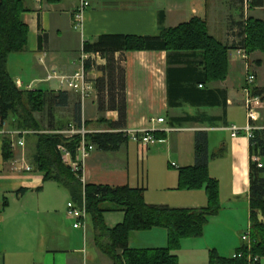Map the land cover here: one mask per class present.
Wrapping results in <instances>:
<instances>
[{
	"label": "crops",
	"instance_id": "1",
	"mask_svg": "<svg viewBox=\"0 0 264 264\" xmlns=\"http://www.w3.org/2000/svg\"><path fill=\"white\" fill-rule=\"evenodd\" d=\"M81 1L61 0L58 4H49L46 0H25L28 11L23 14V20L29 27L27 49L10 55L7 64L15 82L22 83L21 89L38 90L45 84L50 87L48 91H65L57 80L46 81L48 73L56 70L65 76L74 74L80 66L84 44L93 43L102 35L157 36L161 27L176 28L198 17L207 22L213 38L230 48L227 79L218 82H205L202 54L165 51L117 54L126 73L127 125L123 130H147L154 139L145 144L141 134L137 140L128 137L119 150H99L96 155L95 147L83 165L84 184L142 188L150 205L175 209L207 207L209 201L204 189H178L179 170L196 165V133L204 131L209 141V168L221 158L222 163L215 169L220 172L226 168L231 178L227 179L230 186L225 189V197L222 194L220 197L223 209L211 218L206 233L214 224L221 226L222 214L225 216L228 206L231 208L228 224L237 225L239 219L247 218L251 223L250 139L244 133L233 137L229 129L248 125L245 89L253 65L250 60L255 58L257 67L253 71L257 77L253 88H264L258 73L264 61L256 58L258 52L248 56L237 46L240 21L231 10L236 6L231 0H84L90 6L83 12L82 27L76 28L75 16ZM216 23L220 24V29ZM42 51L47 54L45 65L39 62ZM232 52L236 54L233 56ZM240 62L244 78L237 88L238 82L231 81V74L240 69ZM105 64L104 59H97V65ZM88 76L94 81L102 74L93 68ZM94 95L96 97V91ZM95 97L90 98L96 112L89 118L83 113V120L91 122L88 127L91 131H108V125L98 121L116 122L119 115L117 112L100 113ZM160 118L165 122L159 123ZM255 124L261 126L264 122L259 120ZM9 131L14 129L7 124L0 131V264H90L86 262L85 245L91 218L84 232L76 229L75 223L66 217L68 203L72 202L70 194L57 182H45L44 174L37 170L33 161L35 138H26L25 148L12 150L13 159L4 160L2 147ZM23 157L25 164L32 168L30 172L13 169L14 160ZM124 221L123 211L104 214L109 229ZM92 230L95 236L94 227ZM229 231V228H221L213 244L207 243L211 233L206 235L205 232L199 238L183 240L177 252L179 264L182 259L181 264H210L213 249L224 257H234L239 242L236 232L229 234ZM167 247L165 228L133 232L129 238L131 250ZM100 256L108 258L101 251ZM108 264L113 262L110 260Z\"/></svg>",
	"mask_w": 264,
	"mask_h": 264
},
{
	"label": "trees",
	"instance_id": "2",
	"mask_svg": "<svg viewBox=\"0 0 264 264\" xmlns=\"http://www.w3.org/2000/svg\"><path fill=\"white\" fill-rule=\"evenodd\" d=\"M61 0H46L58 4ZM236 7L248 5L250 9H264V0H231ZM28 10L25 0H0V131L5 124L14 130L34 132L27 135L36 139L33 161L44 181H54L70 194L71 201L78 206L85 202L95 230V244L113 264H179L177 252L183 240L199 238L210 219L221 210L219 182L209 173L208 135L196 133V165L179 170L178 189L206 191L209 204L199 209H175L169 206L147 204L145 189L129 186L110 187L85 185L83 174L75 175L63 163L59 146L65 147L75 158L81 144V135L65 137L50 133L64 131L70 125L89 127L91 122L83 120V107L79 95L68 91L25 90L17 86L7 70L9 56L27 49L29 27L23 20ZM238 22V47L246 55L264 53V20L247 18ZM161 20V26H162ZM235 46V45H234ZM229 47L209 34L207 22L194 17L176 28L161 27L157 36L102 35L95 42H86V54H98L105 65L86 62V72L97 69L102 76L94 79L100 113L117 112L119 119L106 123L109 129L123 131L127 125L126 73L117 54L134 51H165L167 53L202 54L204 57L205 82L225 81L228 76ZM261 63V61H258ZM188 74L185 75L187 77ZM253 96L264 101V88L254 87ZM71 109L69 116L61 117L62 111ZM47 125L40 121L37 113L45 114ZM69 112V111H68ZM185 120V119H184ZM156 137V134H155ZM89 144L101 151H117L127 143L123 133L99 132L86 135ZM5 161L13 159L11 140L4 137L2 147ZM250 192L251 246L243 244L237 255L221 257L216 252L210 256V264H252L250 258H264V129L254 131L250 140ZM255 158L259 160L256 161ZM125 212V221L114 229L104 222V214L113 211ZM165 228L168 231V247L156 250H131L129 238L133 232ZM260 264V262L258 263Z\"/></svg>",
	"mask_w": 264,
	"mask_h": 264
},
{
	"label": "built area",
	"instance_id": "3",
	"mask_svg": "<svg viewBox=\"0 0 264 264\" xmlns=\"http://www.w3.org/2000/svg\"><path fill=\"white\" fill-rule=\"evenodd\" d=\"M89 3L87 1L82 0L81 5L79 7V11L75 16V27L80 28L83 24V12L89 7ZM46 57L47 54L45 51L41 52V57L39 58V62L42 65L46 64ZM101 57L98 54H86L84 51H82L81 57L79 59V68L78 70L69 76L61 75L56 70H53L48 73V76L46 78V81H52L57 80L59 82V85L61 88L65 91L75 93L80 96L82 104L87 101L88 98L91 97V95L95 92L94 82L89 78L88 72H86V62L88 60H92L96 62L97 59H100ZM257 77L253 73L249 71V74L247 76V88L245 89V92L247 93V101H246V107H247V115L249 119V123L245 128H239L237 126H232L229 130L233 133V137H237L241 133H244L250 140L254 137V131L259 129H264V125L258 126L255 124L256 121H259V114L258 110L264 107V101L260 96H253L252 85L255 83ZM17 86L20 88L22 86V83L20 81L16 82ZM159 123H164L165 120L163 118L158 119ZM169 131V129H166ZM99 133V132H110V133H117L118 131H91L88 128L83 125L81 128H77L74 125H70L68 129L64 131H57V132H50V133H56L63 135L65 137H71L74 135H81L82 140L81 144L78 147L77 155L74 158L72 154L63 146H59V151L62 153V160L63 163L68 166L71 171L75 175H79V173L83 172V165L85 161L89 158L90 154L95 150V146L91 145L86 140V135L89 133ZM123 133L126 137H131L134 140L138 139V136L141 134L143 135V142L145 144L151 142L154 138L151 135V132L147 130H136V131H127L123 130L120 131ZM34 132L29 131H20V130H14L9 131L6 133V135L11 140V148L12 150H15L17 148H25L26 146V138L27 135L33 134ZM23 159V160H22ZM22 159H16L12 163L13 169L17 171H31L32 168L25 164V157ZM256 161H258V158H255ZM83 174V173H82ZM82 182L84 183V179L82 177ZM67 216L74 220L75 224L74 227L76 229H82L84 232L86 231L87 227V221L89 219V214L86 209L85 202L83 205L78 206L73 202H69L67 206ZM243 243L251 246L252 240L250 232L246 234V236L242 237ZM235 257H241V254L235 255ZM250 261L252 264H258L260 262L259 257L250 258Z\"/></svg>",
	"mask_w": 264,
	"mask_h": 264
},
{
	"label": "rangeland",
	"instance_id": "4",
	"mask_svg": "<svg viewBox=\"0 0 264 264\" xmlns=\"http://www.w3.org/2000/svg\"><path fill=\"white\" fill-rule=\"evenodd\" d=\"M223 7H224V5H223ZM234 6L233 7H231V10H232V13H233V15H234V17H236V19H238V21H242L243 20V17H242V15L244 16V19H247V18H250V17H252V18H255V19H260V20H264V9H250L249 8V6L248 5H245V6H243L242 8H239V7H235L236 8V12L234 11ZM236 21V20H235ZM219 22V21H218ZM217 24V28L218 29H220L221 27H220V24L219 23H216ZM218 35V34H217ZM219 36V35H218ZM236 54V52H232V55L234 56ZM258 56H256V58H260V59H262L263 61H264V53H262V52H258V54H257ZM254 60H255V58H252L250 61H251V65H252V63H253V65H252V68L249 70L251 73H253V71L254 70H256L257 69V67L255 66V63H254ZM239 65V67H240V69H238V70H234V72L231 74V81L232 82H234V83H237V88H239L240 86L238 85L239 83H242V81H243V78H244V72H243V66H242V64H241V62L238 64ZM10 72H11V74H12V71H11V69H10ZM258 73H260V82L262 83V85L264 86V64H263V67L262 68H259L258 69ZM13 77H14V75H13ZM41 88L43 89V90H48L50 87L48 86V85H45V84H43V85H41ZM72 95H75V94H73L72 93ZM95 97V95H94V93L91 95V97ZM95 99H97L98 100V95H96V97H95ZM95 105H94V103H93V99L92 98H88L87 99V101L85 102V104H84V109H83V113H84V116L86 117V118H89L90 117V115H92V114H94L96 111H95V107H94ZM69 111V112H68ZM70 112H71V109H67V110H65V111H62V113L60 114V116L61 117H67V116H69V114H70ZM258 114H259V120H260V123L262 122V124H263V122H264V107L263 108H261V109H259L258 110ZM44 115H46V112H45V114H42V113H37V118L40 120V121H44V119H45V125H47V119L44 117ZM9 124H7V126H8ZM109 130H111V131H117V130H113V129H109ZM118 132H120V131H118ZM117 132V133H118ZM243 135V134H242ZM31 138H33V137H31ZM213 143H215V140L213 141ZM99 152V150H96V151H94V155H96V153H98ZM16 160V159H15ZM211 161H212V159H210V163H211ZM222 159L221 158H219L218 159V162H216L215 164L213 163V164H211V168H209V173H210V175H211V177H214V176H216L217 178H215V179H217L218 180V182H219V187H220V197H221V194H222V197L224 196L225 197V189H228L229 188V186H230V183H229V179L231 180V178H230V174H228L225 170H227L226 168H223V170H221L220 172L219 171H217L216 169H215V167H216V165L217 164H219V163H222ZM224 163V162H223ZM135 165V168H137V164H136V162H134L133 163V166ZM141 166V165H140ZM43 174V173H42ZM223 175V176H222ZM228 179V180H227ZM55 186H56V184H54ZM71 200V199H70ZM69 200V201H70ZM67 204V203H66ZM243 205V204H242ZM223 209V206L221 207V210ZM220 210V211H221ZM226 211V213H225V216H224V214H222V222H221V226H220V224H214V225H212V227L207 231V233H206V226H205V229H204V232L206 233V235H208L209 233H211L210 235H208V237H207V239H206V241H207V243L209 242V243H212L213 244V242L216 240V239H218V237L220 236V234L219 233H217V232H220L221 231V228H229L230 229V231H229V234L230 233H235V235L237 236V238H238V246L237 247H235V255H237V252H238V250L239 249H241L242 248V246H243V244H242V237L243 236H246V234H248L249 232H250V227H251V224H250V219H244V220H241V219H239V224H228L227 223V216L230 214V211H231V208H230V206H228V207H226V210H224V212ZM222 213H223V211H222ZM66 217L69 219V220H71L72 222H74V220H72V219H70L68 216H67V209H66ZM260 220L261 221H263L264 222V218H263V216H260ZM210 221H211V219H210ZM209 221V222H210ZM208 222V223H209ZM75 223V222H74ZM207 223V224H208ZM89 224H90V229L87 231V233H88V241H87V244L85 245V250H86V254H85V256H86V262L87 263H89L90 262V264H100L99 263V261L102 259L103 261H104V263H103V261H102V264H108V263H110V259H108V258H104V256H100V251H98V249H97V247H96V244H95V236L93 235V233H92V229H93V224H92V222H89ZM238 227V228H237ZM89 228V227H88ZM215 229H217V231L215 232L216 233V235H215V233H213L212 234V231L213 230H215ZM228 234V235H229ZM182 245L183 244H181V247H182ZM82 248H84V247H82ZM179 251H180V249H179ZM213 251L214 252H216L218 255H220V253H218V251L216 250V249H213ZM84 253V252H83ZM87 253H89V255L87 254ZM235 255H234V257H235ZM220 256H222V257H224L223 255H220ZM228 256V255H227ZM226 256V257H227ZM98 257H101V259H99ZM80 258L81 259H83V257L82 256H80ZM228 258V257H227ZM230 258H232V257H230ZM98 261V262H97ZM182 263H184V259H182V261H181ZM181 262H180V264H181ZM260 264H264V258L263 259H261V261H260Z\"/></svg>",
	"mask_w": 264,
	"mask_h": 264
}]
</instances>
